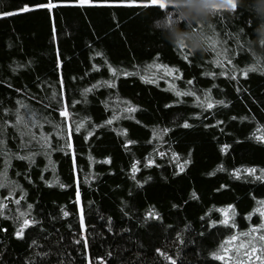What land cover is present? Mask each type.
I'll return each mask as SVG.
<instances>
[{
  "label": "trees",
  "instance_id": "obj_1",
  "mask_svg": "<svg viewBox=\"0 0 264 264\" xmlns=\"http://www.w3.org/2000/svg\"><path fill=\"white\" fill-rule=\"evenodd\" d=\"M165 1L166 10L144 7L145 0H137L133 4L118 0H93V3L83 6L68 0H52L57 6L51 10L40 7L20 12L19 9L25 4L43 5L49 0H0V12L15 13L0 16V128L3 127V120L9 118L3 114V108L14 110L17 100L33 104L41 116L47 115L37 101L58 90L61 77L65 84L64 99L72 113L71 121L79 122L86 116L91 117V121H85L86 127L80 133H73L81 203L86 213L85 234L89 235L90 249L85 252L83 244L76 246L72 243L74 235L79 232V221L75 215L78 207L75 203L76 185L71 152H51L55 173L52 166L45 171L49 160L42 154L39 145L21 148L20 138H14L13 130L9 129L5 137L6 149L0 146V170L4 167L5 154L41 152L35 156L36 163L31 168L27 160L15 156H10L11 166L8 168L9 178L18 181L26 190L23 207L32 203L34 208L31 215L40 224L29 226L25 229L24 238H17L14 232L18 224L0 217V229H7V232L0 231V264H25L32 254L49 250L52 255L48 257V264H88L89 260L91 264H99L96 260L98 256L103 258L105 264H172L155 251L158 247L173 257L176 264H224L210 253L217 250L225 237L234 232L247 231L250 225L261 222L258 213H253L250 220L246 216L257 207V200L264 199V181L246 173L243 174L245 178L235 179L231 170L241 165L255 166L259 175V168H264V143L250 136L258 125L264 126V72L250 71L245 77L237 71L256 64L257 58L259 66L264 67V55L254 53L248 40L254 35L257 16L264 13L260 12L257 0H243L242 7L236 10H220L205 27L207 37L216 40L217 44L214 47L206 45L207 50L203 54L189 55L187 48L172 45L166 39L168 28L163 17L167 14L169 20L171 13L169 21H172L178 6ZM180 26H185L183 18ZM241 29L244 31L241 32ZM237 34L243 48L236 42ZM57 49L62 61L59 69ZM225 49L235 68L217 55ZM96 51L102 52L103 56H95ZM157 53H160L159 58L156 57ZM185 56L189 59L185 60ZM105 57L113 67L135 71L139 66L141 75L151 76L153 72L162 75V70L157 68L145 72V67L153 63L179 68L182 79L173 81L178 88L189 87L186 81L194 79V85L201 95L203 89L211 88L214 99L231 103L227 107L217 105L212 110H205L206 119L196 118L191 114L200 109L193 104V97L190 96L183 97L187 102L185 104L164 108L165 104L178 99L167 90L171 77L159 80L157 86L143 82L139 76L117 78L115 89L96 88L87 94L85 103L81 96L82 89L98 80L113 78L104 63ZM215 59H220L223 66L214 64ZM93 64L101 65L99 71L93 70ZM13 68L16 70L13 71ZM222 70L236 71L237 78L233 80L230 76L219 75ZM205 71L217 75L204 76L202 73ZM9 84L12 87H8ZM16 89L21 91L17 92ZM32 97H36V100ZM73 100L77 101L74 105ZM124 100H131L140 106L133 113L136 119H120L112 125L96 128L85 141L84 136L92 130V124L103 125L113 114V106L117 110L126 107L122 103ZM103 101H108L110 106L107 109ZM52 116L57 122L64 119L58 111L52 112ZM233 116L237 119H231ZM241 116L249 119L241 121ZM185 118L193 127L180 126ZM11 119L15 120L14 113ZM215 120L224 123L219 127H203L204 123L214 124ZM164 127L170 129L164 134L165 142L155 140L148 143L153 139V129ZM120 128L128 129L127 137L113 131ZM32 131L39 134L40 130L34 128ZM43 131L52 133L54 147L65 143L56 137L51 125L45 124ZM126 138L137 143L125 148ZM224 143L231 145L227 153L219 150ZM154 149L168 152L169 155L161 158L153 153ZM171 151L180 154L181 162L189 158L191 151V163L184 172H176L175 163H170ZM89 153L94 157L91 168ZM149 154L159 167H144V157ZM105 157L111 158L110 164L103 163ZM133 160L141 161L138 165L140 171L135 174L136 179L142 182L140 186L131 178ZM219 164H223L227 170L208 176L207 173L213 172ZM25 170L29 172L32 183L25 179ZM90 171L97 174V179L84 184V176ZM18 172L21 175L18 176ZM41 174L44 180L49 181L54 175L59 176L61 182L70 187L61 189L56 184L48 186L40 179ZM149 176L152 179L147 180ZM221 184L228 187L220 189ZM193 190L199 199L191 197ZM19 193L20 190L16 189L13 197L7 201L12 212L17 206L11 201L19 198ZM7 195L8 189L0 188V196ZM230 203L236 208L237 228L228 230L219 224L207 227L209 217L212 220L222 219L215 209L205 216L208 209L213 205L220 208ZM173 204L178 207L173 208ZM61 205H65L73 215L63 217ZM152 206L161 213V220H145L144 213ZM121 209L128 211L129 215L124 216ZM5 212L6 215L10 214L7 210ZM108 216L113 217L114 231L111 233L106 227ZM201 217L204 219L201 220ZM69 224L73 225L71 229ZM185 225L190 227L186 228ZM178 231L190 243L180 245L176 240ZM201 233L204 235L201 236ZM33 239L37 240V246L30 249L28 245ZM108 252L112 255L108 256Z\"/></svg>",
  "mask_w": 264,
  "mask_h": 264
},
{
  "label": "snow or ice",
  "instance_id": "obj_2",
  "mask_svg": "<svg viewBox=\"0 0 264 264\" xmlns=\"http://www.w3.org/2000/svg\"><path fill=\"white\" fill-rule=\"evenodd\" d=\"M70 3L78 4V5H86L93 3V0H68ZM120 3H127V4H133L136 3L137 0H118ZM57 5L52 2V0H49L47 4H37V5H29L25 4L23 8L19 9L20 12H26L31 11L33 8H40L44 7L49 10L53 9ZM144 7H158L161 10H166L167 5L165 0H145V3L143 4ZM238 7H242L241 5H238L237 0H216L212 4V8L214 11V15L219 13L220 10L226 9L228 11L236 10ZM15 13H9V12H0V16H8ZM169 20H171V13H169ZM210 28L211 25H208ZM54 31V38H55V29ZM244 30L241 29V32ZM236 42L237 44L243 48V45H240V35L237 34L236 36ZM206 43L207 45L214 47L217 44V41L212 39L211 37H206ZM181 48H185L183 44L179 45ZM95 56L101 57L103 56V53L100 51H96L94 53ZM189 55H194L189 51ZM218 56L222 57L224 60L227 61L228 65H232L233 68H235V65L233 64V60L229 58V52L227 49H225L222 52L217 53ZM156 57H160V53L156 54ZM185 60H188L189 57L185 56ZM61 59H60V53L57 49V68L59 69L61 66ZM104 63L107 65L108 72L111 73L113 78L107 79V80H98L95 84L91 85L88 88H84L81 90V96L84 97V102L87 103V94L89 92H93L96 88L99 87H108L115 89L117 87L116 79L123 76V77H129V76H139V78L145 82V83H151L154 85H158V81L161 79H166L167 77H171L172 79L168 81L169 87L168 91H171L174 93V95L178 98L176 100H173L169 102L168 104L164 105V108H172L174 105L178 104H185L187 103L183 97L190 96L193 97V104L200 109L199 112H194L191 115L196 118H204V112L205 110H212L217 105H222L224 107H227L228 104L231 103V101H225L223 99H214L212 96V90L211 88L203 89L202 95L200 94V90L196 89L194 85V79H189L186 81V84L189 86L185 89H180L177 87V85L173 82L177 79H182V74H180V69L176 67H170L166 64L162 63H153L150 65H147L145 67V72L148 71L150 68H157L161 69L163 74L159 75L156 72H153L151 76L145 74L141 75V69L139 66H136L135 71H129L124 68H118L113 67L111 63L108 62L107 58H104ZM214 64L222 65V61L220 59H215L213 61ZM18 67H24V65H18ZM93 70L99 71L101 65L93 64ZM16 69L13 68V71ZM237 71L240 72L242 76H247L250 71H262L264 72V67L259 66V58H257L256 64H250L244 67L243 69H237ZM204 76H211L215 77L217 73L205 71L202 73ZM221 76H230L231 79L235 80L236 77V71H221L219 73ZM75 79V78H74ZM8 87H12L11 84L8 85ZM51 87V85H49ZM212 87H216V85H213ZM17 92H20L21 89H16ZM237 92L240 91L239 88L236 89ZM64 93H65V84L63 81V78L59 80V87L58 90H53L50 95H46L44 100H38L37 102L41 104L42 109L44 111H47V115L41 116V114L36 110L35 106L33 104H29L27 102H22L21 100H17L16 104L17 107L13 110L10 108H3V114L8 115V119L3 120V127L0 128V146H3L4 149H6V135L9 131V129L13 130L14 138L19 137L20 138V147L27 149L29 146H35L39 145L40 150L42 151V154H44L48 160L49 164L45 166V171L49 166L53 167V172L55 173V168L53 165V162L51 160V152L53 151H60V152H66L70 151L72 155L73 160V173H74V183L76 185V195H75V203L77 204L78 211L75 213V215L78 218L79 221V232L74 235L72 243L76 246H79L83 244V249L85 252H87L90 249V241H89V235L85 234L87 231V225H86V213L84 211V207L81 203V192H80V186L81 182L78 176V166L76 164V151L75 146L73 143V133H80L81 129L85 128V121H91V117H84L83 119L79 120V122L71 121L72 113L69 112V105L64 99ZM32 99L36 100V97H32ZM117 99L119 100V97L117 96ZM77 101L73 100L72 104H76ZM105 108L107 109L110 105L108 101H103ZM126 107H120L118 110L116 107L113 106V114L103 122V125L101 124H92V130L87 131V135L84 136V140L87 141L89 137L93 135V131L96 128H100L105 125H112L114 121H119L120 119H132L135 120V116L133 113L137 112L139 109V105L133 104L131 100H124L122 101ZM2 107V105H0ZM51 109V111H48ZM59 112V115L63 117L64 119L62 121L57 122L55 118L52 116V112ZM14 113L15 120L11 119V115ZM121 113H126V116H122ZM0 119H2V116H0ZM231 119L235 120L237 117L233 116ZM241 121L249 119L247 116H241L239 117ZM137 123H140V121H136ZM224 121L222 120H215L214 124H208L204 123V128H212V127H219L222 125ZM51 125L53 132L55 133L56 137L63 139L65 141L64 144H59L57 147L53 146L52 141V133H46L43 131L44 125ZM184 128H191L193 125L189 122L188 118H185L183 121V124L180 125ZM37 128L39 129V134L36 132H33L32 129ZM113 131H117L119 135H124L127 137L128 129L126 128H120V129H113ZM170 131L169 128L164 127L162 129L154 128L152 132L153 139H150L148 143H153L155 140H159L161 142L164 141V134L168 133ZM223 128H221V132H223ZM261 133V134H257ZM251 137L255 138L259 142L264 143V126L258 125L256 129L253 130V132L250 134ZM137 141L132 139H125L124 146L127 148L129 145L136 144ZM231 145L228 143H224L220 145V152L221 153H227L229 151V148ZM153 153L155 155L160 156L161 158L166 157L169 155L168 152H157L155 149L153 150ZM41 154L40 151H28L26 155H20L19 152L15 153H8L5 154L4 159V167L2 170H0V188H7L8 189V195L7 196H0V217H3L5 219L13 220L15 224H18V227L16 228V231L14 232L15 237L17 238H24L25 236V229H28L29 226L35 225L38 226L40 224V221L35 219L31 215L32 210L34 208V205L32 203H27L26 207H23L22 201H24L26 196V190L21 186V184L18 181H13L8 176V168L11 166V159L10 156H15L16 158L20 160H27L29 168H31L35 163V156ZM152 154H149V156L144 157V167H152L156 166L159 167L160 165L156 163V161L152 158H150ZM172 160L170 163H175V171L176 172H184L185 168L188 164L191 163V151L189 152L188 159H183L181 162V156L176 151H171L170 153ZM94 162V157L91 156L89 153V168H91L92 163ZM103 163H111L110 157H105L103 160ZM141 164L140 160H133L131 164V178L135 181V183L140 186L142 182L138 179H136V173L140 171V168L138 165ZM227 169L223 164L217 165L216 169L213 172L207 173L208 176H213L216 171H226ZM79 171H82V169H79ZM247 174L249 176H252L254 179L264 181V168H259V175H257V168L255 166L253 167H246L244 165H241L239 167L233 168L231 170V175L235 179H243L245 178L243 174ZM17 175H21V173H17ZM25 179L28 180L29 183H32V178L27 170L23 173ZM40 179L48 186H51L53 184L58 185L61 189H65L70 187V185L65 184L61 182V179L59 176L54 175V178L49 180H44L43 174H41ZM97 179V174L93 172L86 173L84 176L83 183L87 184L89 180H95ZM147 180L152 179L150 176L146 178ZM228 185L221 184L220 189L227 188ZM16 189L20 190L19 198L13 199L11 203H14L17 207L15 209V212H12V209L7 203L9 198L13 197V193L16 191ZM220 189H217L219 191ZM191 197L193 199H199L197 192L195 190L192 191ZM255 199V197H253ZM91 203V202H90ZM173 208H177L178 205L173 204ZM216 210L219 212L222 216V219L220 220H212L211 217H209L207 227L211 228L214 225H224L226 229L232 230L237 228L236 224V208L234 204H227L226 206L216 208L215 205L212 206V208H209L208 211L204 214L205 216H208L209 213H211L213 210ZM5 210H7L8 213L6 215ZM60 211L63 217H70L73 215V213L66 210L65 205L60 206ZM124 216H128L129 212L125 211L124 209H121ZM253 213H258L261 222L256 225H250V228L247 231L244 232H234L232 235L225 237V240L220 243L216 251H213L210 253L211 256H213L216 260L223 261L224 264H264V199L257 200V207H255L252 212L248 213L246 216V219H251ZM145 220H161L162 216L159 211L155 209L154 206L150 207L147 212L144 213ZM102 220L104 219L103 216L100 217ZM204 217H201V220H203ZM68 227L71 229L73 227L72 224H69ZM107 231L109 233L114 231L113 226V217L108 216L107 217ZM171 228V225L168 226ZM185 227H190V225H185ZM0 231L7 232V229H0ZM99 235H104L103 233H100ZM201 236L204 234L201 233ZM77 236L79 238H77ZM242 237H247V239H241ZM63 239V237H61ZM176 240L179 241L180 245H184L186 243H190V241H187L185 238H183V233L178 231L176 232ZM37 246V240L33 239L31 243L28 245V247L34 248ZM155 251L159 253L161 256H163L165 259L170 260L172 264H176V260L173 259V257L167 255L166 253L162 252L161 248H156ZM52 255V251L49 250L48 252L40 251L32 254L31 258L25 261V264H48V257ZM108 256H111L112 253L108 252ZM177 255H179V249L177 251ZM96 260L99 261V264H105V261L102 257H96ZM63 264V262H61ZM89 264H91V261L89 260Z\"/></svg>",
  "mask_w": 264,
  "mask_h": 264
},
{
  "label": "clouds",
  "instance_id": "obj_3",
  "mask_svg": "<svg viewBox=\"0 0 264 264\" xmlns=\"http://www.w3.org/2000/svg\"><path fill=\"white\" fill-rule=\"evenodd\" d=\"M214 2L216 0H169L170 4L177 5L178 8L172 21L168 20L167 14L163 17L168 28L166 34L168 42L172 45L183 44L193 54H203L207 50L205 27L214 15L212 8ZM237 3L241 5L243 0H237ZM257 4L260 12L264 13V0H257ZM181 18L185 22L183 28L180 26ZM257 21V25L253 27L254 35L248 40L254 53L264 55V15L257 16Z\"/></svg>",
  "mask_w": 264,
  "mask_h": 264
},
{
  "label": "water",
  "instance_id": "obj_4",
  "mask_svg": "<svg viewBox=\"0 0 264 264\" xmlns=\"http://www.w3.org/2000/svg\"><path fill=\"white\" fill-rule=\"evenodd\" d=\"M139 4H143V3H139Z\"/></svg>",
  "mask_w": 264,
  "mask_h": 264
},
{
  "label": "crops",
  "instance_id": "obj_5",
  "mask_svg": "<svg viewBox=\"0 0 264 264\" xmlns=\"http://www.w3.org/2000/svg\"><path fill=\"white\" fill-rule=\"evenodd\" d=\"M166 2V1H165ZM167 3V2H166Z\"/></svg>",
  "mask_w": 264,
  "mask_h": 264
},
{
  "label": "rangeland",
  "instance_id": "obj_6",
  "mask_svg": "<svg viewBox=\"0 0 264 264\" xmlns=\"http://www.w3.org/2000/svg\"><path fill=\"white\" fill-rule=\"evenodd\" d=\"M89 264V263H88Z\"/></svg>",
  "mask_w": 264,
  "mask_h": 264
}]
</instances>
